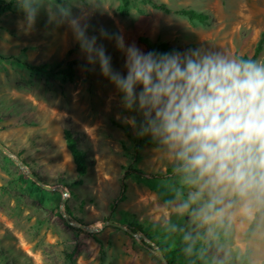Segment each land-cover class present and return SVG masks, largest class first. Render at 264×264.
Masks as SVG:
<instances>
[{"label": "rangeland", "instance_id": "374dc122", "mask_svg": "<svg viewBox=\"0 0 264 264\" xmlns=\"http://www.w3.org/2000/svg\"><path fill=\"white\" fill-rule=\"evenodd\" d=\"M29 6L36 10L34 22ZM118 6V0H15L0 19V55L29 65L64 68L77 59L87 66H74L68 80L0 60V144L12 155L0 150V264H163L146 233L188 252L192 244L201 245L219 264H262L264 198L228 191L210 210L215 193L195 196L199 185L175 152L150 135H138L142 115L125 110L99 65L81 49L66 53L79 26L121 74L125 57L117 36L143 52L151 51L148 43L181 53L199 48L250 57L264 35V0H131L126 16ZM179 10L202 13L207 23L174 14ZM256 60L264 61V45ZM132 117L135 128L127 123ZM65 131L83 155V176L75 172ZM26 172L65 190L70 215L60 209L59 189L38 186ZM106 221L122 228L89 233L74 226L100 227ZM252 221L254 231L246 237ZM130 223L139 231L128 233Z\"/></svg>", "mask_w": 264, "mask_h": 264}, {"label": "clouds", "instance_id": "9594fccd", "mask_svg": "<svg viewBox=\"0 0 264 264\" xmlns=\"http://www.w3.org/2000/svg\"><path fill=\"white\" fill-rule=\"evenodd\" d=\"M27 11L34 22L36 10ZM74 32L85 56L121 95L125 110L142 115L138 135H150L175 152L199 185L195 196L215 193L210 210L228 191L264 198V61L199 48L143 52L117 36L116 47L125 57L121 74L95 37L79 26ZM127 123L135 128L137 122L132 117Z\"/></svg>", "mask_w": 264, "mask_h": 264}, {"label": "trees", "instance_id": "16d2710c", "mask_svg": "<svg viewBox=\"0 0 264 264\" xmlns=\"http://www.w3.org/2000/svg\"><path fill=\"white\" fill-rule=\"evenodd\" d=\"M15 0H10V1H4L0 0V19L1 17L6 13L9 12L13 6ZM119 1V6H118V12L122 16H126L129 14V9L131 5V0H118ZM160 10H163L165 12H169L164 5L156 6ZM174 14L184 16L188 18L189 20H195L200 23H207L208 17L202 13L196 12L194 10H179L175 11ZM146 42V41H145ZM148 48L151 51L155 52H172L176 51V49H171L165 44H158L156 46H153L151 44H148ZM264 45V35L260 36L259 40L256 43V46L254 48L253 54L249 57L246 55H236L235 57L238 58H243V59H252L256 60L258 55L261 53ZM81 49L80 44L76 41L74 47L66 53L67 56L75 52L76 50ZM0 60L3 61H14L17 64H20L27 68L29 71L38 73V74H43V75H61L63 78L71 80L74 78V66H81L84 70L87 69V66L83 64L81 61L77 59H73L68 61L64 68L61 67V63L57 64H43V65H29L21 61L20 59L9 56V57H4L0 55ZM86 75L89 74L87 71H85ZM64 140H65V145L72 157L73 164L75 166V172L77 173L78 176H83L85 174L86 166L84 162L83 155L81 151L78 149L75 140L72 138L71 133L69 131L64 132ZM178 164L181 165L182 162L179 160ZM35 175V174H34ZM36 176V175H35ZM37 177V176H36ZM38 178V177H37ZM39 179V178H38ZM40 180V179H39ZM80 184V181H77L74 183V185ZM64 211L66 212L67 215H70V211L68 207L65 205L64 206ZM130 229H132V232H137L140 229L139 225H136L134 223H130L128 225ZM76 231H80L79 229H75ZM254 231V221H252L246 232L245 236L250 237L251 234ZM145 237L147 238L148 241H150L152 244H154L155 247H157L158 252L162 255L164 258L166 264H219L213 261L209 255H207L205 249L201 247V245H196L192 244V250L191 252H188L187 250H184L182 248V245H167L163 241H156L152 237L149 236L148 233L145 234ZM146 247L149 248V245L146 243L142 242ZM262 264H264V259L262 261Z\"/></svg>", "mask_w": 264, "mask_h": 264}, {"label": "water", "instance_id": "95a60500", "mask_svg": "<svg viewBox=\"0 0 264 264\" xmlns=\"http://www.w3.org/2000/svg\"><path fill=\"white\" fill-rule=\"evenodd\" d=\"M0 150L4 153H6L8 156L12 157L11 153L3 146L0 144ZM16 164L22 168V169H26V166L20 161V160H16ZM26 176L31 179L32 181H34L38 186L42 187V188H45V189H48V190H53V189H59L63 195V198L60 202V209L62 210V208L65 206V203H66V195H67V192L65 190H63L62 188L60 187H55V188H50V187H47L45 185L42 184V182L34 175L32 174L31 172H26ZM68 223H70L68 221ZM73 225V224H72ZM76 227H79V228H82V229H85L87 232L89 233H96V232H99L102 228H105L107 226H111V227H115V228H122V226L116 224V223H112V222H104L101 224L100 227H91V228H88L87 226H81V225H74ZM128 233L130 234H133L132 231L130 229H126ZM155 247V246H154ZM156 250H157V247H155ZM158 252V250H157ZM159 253V256H160V259L162 261L163 264H166L164 258L162 257V255Z\"/></svg>", "mask_w": 264, "mask_h": 264}]
</instances>
